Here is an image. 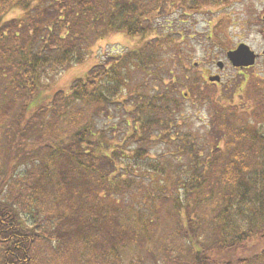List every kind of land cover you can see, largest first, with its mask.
Masks as SVG:
<instances>
[{
    "label": "trees",
    "instance_id": "obj_1",
    "mask_svg": "<svg viewBox=\"0 0 264 264\" xmlns=\"http://www.w3.org/2000/svg\"><path fill=\"white\" fill-rule=\"evenodd\" d=\"M226 1L0 0V264H123L128 250L129 264H218L264 238V81L249 112L203 96L214 109L194 136L178 113L199 80L173 75L161 56L180 60L181 48L154 35L176 9ZM110 34L147 40L57 87ZM112 108L115 125L98 126Z\"/></svg>",
    "mask_w": 264,
    "mask_h": 264
},
{
    "label": "rangeland",
    "instance_id": "obj_2",
    "mask_svg": "<svg viewBox=\"0 0 264 264\" xmlns=\"http://www.w3.org/2000/svg\"><path fill=\"white\" fill-rule=\"evenodd\" d=\"M21 13L13 10L8 17H17ZM156 32L154 35H165L169 40L175 42L181 48L180 60H173L169 57L161 56L164 62L170 63V70L177 77L185 75L187 78L198 79V92L193 96L186 97L182 102V108L178 113V124L185 120L186 128L197 137L205 134L204 128L209 123V113H212L213 105H208L203 96H210L208 102L219 104L221 106L235 107L239 112H249L254 107L253 96L250 90L258 81H264V0H228L226 2L207 6L194 13L183 11L181 8L173 11L166 17H160L156 20ZM154 35H151L153 37ZM158 35V36H159ZM162 38V37H160ZM147 40V39H146ZM143 38H130L123 34H110L99 42L93 43L86 53L84 62L81 65L73 66L70 69L57 75L53 81L57 87H66L74 78L80 77L91 68L104 65L108 61L126 57V53L139 48L145 41ZM161 41L167 42L164 38ZM239 44L246 45L253 53L258 55L255 63L247 68H234L226 59V53L233 50ZM165 46V45H164ZM166 52L164 49L163 54ZM221 62L223 67L218 69L217 63ZM179 66L180 68H177ZM132 64L130 65V68ZM128 71L133 75L132 69ZM130 69V70H129ZM127 70V69H126ZM167 69L163 70V77H168ZM213 76L219 77V82L211 83L209 79ZM137 78L130 80L129 87L134 89L137 86ZM148 85L147 91L152 89L148 79H143ZM149 93V92H147ZM128 91L125 90L124 96L120 100H126ZM117 115L116 111L110 109V112L97 123L98 126L112 127L115 125ZM109 125V126H108ZM207 134V133H206ZM219 148H222L220 144ZM146 150L156 155L160 152H166L165 147L160 143H153ZM3 158L0 157V172L3 167ZM143 174V172L137 173ZM145 174H143V177ZM137 182L147 184L145 178H138ZM161 226V225H160ZM161 228L156 233L160 234ZM42 236H46L40 232ZM164 243V248H168ZM147 251H153L158 259L165 256V251L153 250L147 245ZM264 252V238L253 239L246 242L241 247L226 254L227 256L216 255L218 264L226 261H237L239 259H248ZM123 264H129L132 258H138V253L133 250L125 251ZM143 264H152V261L144 255L139 254ZM43 263V257H41ZM254 264H264L259 261Z\"/></svg>",
    "mask_w": 264,
    "mask_h": 264
},
{
    "label": "water",
    "instance_id": "obj_3",
    "mask_svg": "<svg viewBox=\"0 0 264 264\" xmlns=\"http://www.w3.org/2000/svg\"><path fill=\"white\" fill-rule=\"evenodd\" d=\"M226 59L229 64L234 68H247L251 67L258 55L253 53L246 45L239 44L234 50L226 53ZM219 70L222 69L223 64L221 62L217 63ZM210 82H219L218 76H213L209 79Z\"/></svg>",
    "mask_w": 264,
    "mask_h": 264
},
{
    "label": "flooded vegetation",
    "instance_id": "obj_4",
    "mask_svg": "<svg viewBox=\"0 0 264 264\" xmlns=\"http://www.w3.org/2000/svg\"><path fill=\"white\" fill-rule=\"evenodd\" d=\"M262 33L264 34V29L262 30Z\"/></svg>",
    "mask_w": 264,
    "mask_h": 264
}]
</instances>
